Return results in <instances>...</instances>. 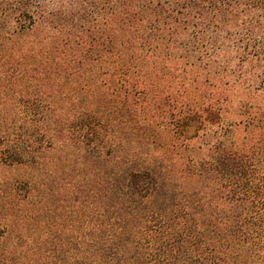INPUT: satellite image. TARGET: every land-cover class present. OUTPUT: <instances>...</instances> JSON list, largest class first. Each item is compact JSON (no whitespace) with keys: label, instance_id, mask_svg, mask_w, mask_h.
Segmentation results:
<instances>
[{"label":"trees","instance_id":"16d2710c","mask_svg":"<svg viewBox=\"0 0 264 264\" xmlns=\"http://www.w3.org/2000/svg\"><path fill=\"white\" fill-rule=\"evenodd\" d=\"M0 264H264V0H0Z\"/></svg>","mask_w":264,"mask_h":264}]
</instances>
